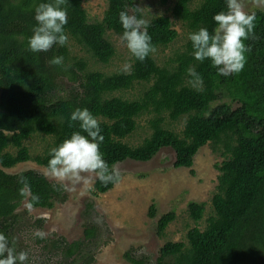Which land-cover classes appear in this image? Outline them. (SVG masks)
Segmentation results:
<instances>
[{"label": "trees", "instance_id": "1", "mask_svg": "<svg viewBox=\"0 0 264 264\" xmlns=\"http://www.w3.org/2000/svg\"><path fill=\"white\" fill-rule=\"evenodd\" d=\"M82 1L68 0L67 44L33 53L28 40L36 24L34 8L49 0H0V165L11 167L34 160L47 168L51 149L80 131L78 122L69 127L71 112L77 107L87 108L99 119L104 136L100 151L110 168L125 158L147 161L163 147L174 150V167H191L203 145L211 143L213 151L222 146L223 159L215 165L219 174L211 196L213 214L203 229L195 225L187 231L186 242L164 243L156 263L214 264L220 253L235 249L237 264H255L264 253V9L254 11L257 39L244 41L250 51L238 74L222 76L209 59L195 60L188 39L201 27L214 31L213 17L226 10V0H175L172 14L187 28L182 49L162 64L153 54L140 62L129 52L132 72L124 74L121 70L104 73L90 68L88 59L71 52L69 42L99 63L108 64L116 50L103 36L107 31L122 35L118 14H133L135 0H106L102 19L94 21H89ZM158 1L165 4L169 0ZM135 14L142 18L141 12ZM149 22L148 34L156 49L176 40L178 32L168 16H155ZM56 56L63 57L62 66L49 64ZM193 66L203 77L202 92L188 83L187 69ZM141 82L143 88L135 99L112 95ZM144 114H151L146 121L150 133L140 144L130 145L124 140ZM165 116L171 121L184 118L180 133L164 126ZM254 126L258 130L254 131ZM33 135L52 137L47 149L35 156L25 145ZM21 176L27 178L31 193L40 197L34 207L53 205L55 186L42 174L28 170L11 175L0 169V217L9 222L10 230L18 221L13 210L24 198L20 195ZM113 185L95 179L92 194L104 193ZM204 210V203H188L187 213L195 222ZM154 214L151 206L149 215ZM174 219L172 211L161 215L159 236ZM244 233L248 234L247 242L237 246ZM79 247V241L69 243L65 257L79 255ZM125 256L132 264H148L146 258L130 252Z\"/></svg>", "mask_w": 264, "mask_h": 264}, {"label": "rangeland", "instance_id": "2", "mask_svg": "<svg viewBox=\"0 0 264 264\" xmlns=\"http://www.w3.org/2000/svg\"><path fill=\"white\" fill-rule=\"evenodd\" d=\"M174 1L161 4L158 0H135L136 6L142 8L140 12L143 19L149 21L155 16H168L178 32L175 41L167 47H158L153 53L159 64L182 49L188 37L187 28L172 14ZM244 2L247 12L264 9V5L258 6L254 0ZM82 6L87 11L89 21L101 20L107 1L83 0ZM120 36L113 31H107L103 36V40L111 43L116 50L115 56L106 65L96 61L72 41L69 42V47L72 53L88 59L90 68L104 73L122 71L123 65L131 61L130 53L121 43ZM63 82L66 83L67 80L64 79ZM142 88V82L136 83L133 88L114 92L112 95L135 99ZM150 116L151 114H144L138 117L135 130L124 141L130 145L140 144L150 133L146 122ZM164 126L180 133L184 118L171 121L165 116ZM253 130H258V127L254 126ZM51 143L52 137L48 135H33L25 141L32 156L42 153ZM212 147L211 143H207L199 148L191 167H174V153L169 147H163L145 162L127 160L117 163L114 168L120 172L119 182L109 191L96 196L92 194L95 178L90 184L81 183L73 190H66L61 182L47 175L45 167L32 160L5 169L9 173L31 169L43 174L56 185L50 208L28 209L25 207L27 197L21 200L15 209L20 218L15 225L17 228L11 232L10 246H14L17 252H28L26 264H131L125 256L127 252L146 258L148 264H157L159 249L165 242H186L187 231L195 225L203 229L206 219L213 214L211 196L216 190L219 174L215 165L223 157L222 146H218L217 151H213ZM190 201L204 203L203 216L197 222L187 213ZM151 206L155 207L153 216L149 215ZM171 211L175 219L168 224L164 234L159 236L157 220ZM97 218L100 222H97ZM253 226L252 223L250 227ZM37 229L47 233L46 238H37L34 235ZM247 239L248 234L244 233L237 246L242 247ZM73 241H79L83 250L79 255L67 258L64 249ZM234 250L220 253L214 264H237V253ZM254 263L264 264V253Z\"/></svg>", "mask_w": 264, "mask_h": 264}, {"label": "clouds", "instance_id": "3", "mask_svg": "<svg viewBox=\"0 0 264 264\" xmlns=\"http://www.w3.org/2000/svg\"><path fill=\"white\" fill-rule=\"evenodd\" d=\"M254 2L258 6L264 5V0H254ZM68 5V0H49V2L39 3L35 6L34 19L36 24L32 28V35L28 40L31 52H47L53 45L64 46L67 44L68 35L65 31V25L68 23ZM245 7L244 0H226V10L216 13L213 17L216 28L212 33L206 27H201L198 31L189 34L188 39L192 43L195 60L203 62L205 59H209L212 66L218 69V74L222 76L238 74L243 70L246 63L245 54L250 51V46H247L244 41L257 39L254 32L256 14L255 12H247ZM141 9L140 7H133V14L120 11L118 15L123 29L120 36L121 43L128 49L132 57L143 62L150 54L156 52V47L152 43V37L148 34L150 22L135 14ZM49 64L62 66L63 57L56 56L49 61ZM122 72L131 74L132 64H124ZM187 75L190 77L189 85L197 92H202L204 90L203 77L195 70L194 66L187 69ZM72 122H78L80 131L72 132L70 138L65 139L58 147L51 149V158L47 168L34 160L32 161L45 167L47 175L61 182L62 187L66 190H73L76 185L81 183L90 184L93 178L99 179L105 185L118 183L121 178L120 172L114 166L125 159H133L125 158L114 164L113 168L109 167L100 151V145L104 141V136L101 135L100 121L87 108L77 107L72 111L69 122L70 128L73 127ZM82 133H86V135ZM28 170L31 169L21 172ZM31 171L39 173L34 170ZM46 180L54 184L47 178ZM19 183L23 185L20 189V195L27 197V200L30 197L25 207L32 209L34 205L40 202V197L31 193L26 177L21 176ZM54 186L56 185L54 184ZM97 222H100L99 218H97ZM34 235L44 239L47 233L37 229ZM27 261L28 252H17L14 246H10L6 236L0 233V264H26Z\"/></svg>", "mask_w": 264, "mask_h": 264}, {"label": "flooded vegetation", "instance_id": "4", "mask_svg": "<svg viewBox=\"0 0 264 264\" xmlns=\"http://www.w3.org/2000/svg\"><path fill=\"white\" fill-rule=\"evenodd\" d=\"M8 168H11V167H3V166L0 165V169H1L3 172H5V173L11 174V175L19 174V172H18V173H9V172L5 171V169H8ZM20 202H21V201H20ZM20 202H19V204H20ZM27 202H28V200H27ZM19 204H18V206H19ZM18 206H17V207H18ZM17 207H16V208H17ZM16 208H15V209H16ZM15 209L13 210V213H14V214H17V213H15ZM17 215H18V214H17ZM19 218H20V216L18 215V221L15 222V224L12 226V229L10 230V229H9L10 227H8V223H9V222L4 221V220L0 217V221H1V223H2V226H0V233L4 234V235L6 236V238H7V239L9 240V242H10V245L12 244V241H11V237H12V236H11V232H12L13 229H16V228H17L15 225H16L17 222H19ZM81 247H82V246H81ZM81 250H83V248L80 249V253H81ZM74 256H77V255H72L71 258L74 257Z\"/></svg>", "mask_w": 264, "mask_h": 264}, {"label": "water", "instance_id": "5", "mask_svg": "<svg viewBox=\"0 0 264 264\" xmlns=\"http://www.w3.org/2000/svg\"><path fill=\"white\" fill-rule=\"evenodd\" d=\"M161 149H162V148H161ZM159 150H160V149H159ZM159 150L156 152V154L159 152ZM172 150H173V149H172ZM173 153H174V161H175V152H174V150H173ZM156 154H155V155H156ZM155 155H154V156H155ZM154 156H153V157H154ZM153 157H152V158H153ZM152 158H151V159H152ZM127 160H130V159H125L124 161H127ZM149 160H150V159H149ZM136 161H141V160H136ZM174 161H173V163H174ZM142 162H145V161H142Z\"/></svg>", "mask_w": 264, "mask_h": 264}]
</instances>
